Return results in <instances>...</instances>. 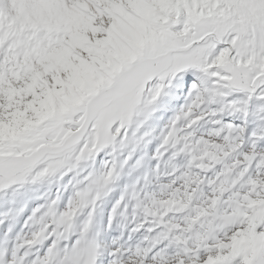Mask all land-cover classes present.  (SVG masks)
I'll use <instances>...</instances> for the list:
<instances>
[{"label":"snow or ice","instance_id":"1","mask_svg":"<svg viewBox=\"0 0 264 264\" xmlns=\"http://www.w3.org/2000/svg\"><path fill=\"white\" fill-rule=\"evenodd\" d=\"M0 264H264V0H0Z\"/></svg>","mask_w":264,"mask_h":264}]
</instances>
